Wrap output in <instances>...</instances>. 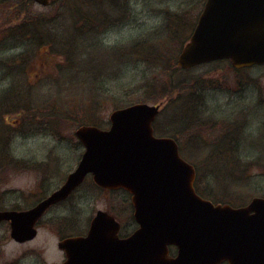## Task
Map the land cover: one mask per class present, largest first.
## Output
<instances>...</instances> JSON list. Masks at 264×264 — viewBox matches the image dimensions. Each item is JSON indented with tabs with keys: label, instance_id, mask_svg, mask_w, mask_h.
Wrapping results in <instances>:
<instances>
[{
	"label": "rangeland",
	"instance_id": "374dc122",
	"mask_svg": "<svg viewBox=\"0 0 264 264\" xmlns=\"http://www.w3.org/2000/svg\"><path fill=\"white\" fill-rule=\"evenodd\" d=\"M13 1V0H11ZM204 0H100L88 3L85 8H95L100 10L102 18L106 16H117L116 9L123 10L124 13L118 22L105 31L100 28L96 33H87L88 26L84 28V23L79 21L78 25L73 24L74 16L68 14L66 4L72 0H61L49 6L42 7L27 1L28 7L22 9V2L19 4L14 0H0V32L4 27H12L23 23L24 20L39 19L41 22L37 26H45L44 29H36L38 33L45 32L41 36L44 44L39 47H28L30 53L29 60L32 63L42 61L44 71L47 76L42 80H34L27 77L28 80L14 81L16 76L9 78L2 77L0 74V93H4L8 88L19 84L23 89L30 90L29 93H22L14 90V95L22 96L25 101H31L30 106L34 108L30 112L24 110L22 120H33L34 127L40 126L39 114L34 111L43 109L52 116L54 112H58V117L51 119L53 128H49L46 133L39 135V132H33L29 138L20 136H12L11 142L7 143L2 140L3 147L9 151L15 152L16 159L24 162L36 164L43 163L44 155H49L44 168H49L48 176L44 178L43 183L46 186V194L53 191L60 183L66 171L73 170L76 166L78 157L82 153L81 147L76 146L74 141V131L78 126L83 125V121L87 119L88 112L96 114L100 119L98 125L101 128L108 126V116L115 109L128 104L137 102L142 95L139 94V86L135 81L143 82L156 70L148 67L140 60L131 58L127 50L131 43L136 42L140 37L144 39L149 35L157 32L163 24V12H171V14L181 13L182 11L190 12L184 20L188 25L195 18L201 9ZM29 3V4H28ZM187 30V29H186ZM185 25L176 33V38L182 39L186 35ZM185 43V41H184ZM183 43V44H184ZM180 43L174 41L171 45V56L174 55L172 61L176 67V57L180 52ZM177 46H180L176 48ZM26 51V50H25ZM16 55L24 51L17 50ZM15 52L7 53V58ZM22 54V53H21ZM64 54L70 55L71 67L64 69ZM2 56V55H0ZM129 56V57H127ZM34 67V66H33ZM39 68V67H37ZM43 69V68H42ZM1 71L0 73H4ZM32 72V71H28ZM232 73L228 69L221 68L218 64H206L202 67L194 68L190 74L192 79L200 80H220L221 74L224 82L230 84L235 78L234 76H224L226 73ZM33 73V72H32ZM247 74L251 76L253 81L246 82L236 87V92L231 94L218 87L220 91L214 93L212 89L207 92L205 115L215 113V115L225 122H231L238 117L249 122L250 127H254L251 131L253 137L249 135V131L244 135V141L238 150L244 157L239 160V171L248 172L246 180L233 181L231 175L224 174L226 165H220V160H205L195 152L204 154L209 152L205 150L203 144L194 143L191 146L188 139L176 129V122L172 123L170 129H166L163 135L171 132L180 145L184 159L191 161L199 169L201 174L208 175L204 184L200 185L205 197L214 196V192L218 191L217 197L222 198L223 193L229 198V203L234 207L246 205L253 197L264 198V136L258 138L262 133L264 124V110L257 106L264 98V68H252ZM235 77V78H234ZM248 84H250L248 87ZM140 100V99H139ZM166 98L160 100L162 102L161 115L157 122L168 127L166 120L171 116V106H166ZM151 103V102H150ZM165 105V107H163ZM55 106V110H51ZM180 108V106H176ZM258 110V115L250 117L252 109ZM169 110V111H168ZM37 112V111H36ZM18 109L13 113L4 115L1 124H13L14 121L20 122ZM33 114V115H32ZM20 115V114H19ZM33 116V117H32ZM165 116L167 117L165 119ZM5 117H7L5 122ZM47 120H50L48 118ZM37 125V126H36ZM170 125V126H171ZM55 126V128H54ZM22 128V127H21ZM54 131L52 134L51 131ZM260 132V133H259ZM195 134L200 138L201 143H211L214 141L215 135H208L200 127L195 130ZM30 136V135H29ZM42 139L45 147L40 148ZM37 145H40L37 147ZM210 146V145H207ZM1 148V147H0ZM35 154L40 157L27 158L25 155ZM23 160V161H22ZM253 164V166L251 165ZM230 165V164H229ZM250 165V168H246ZM7 164V161H0V190L9 188L25 189L33 185L35 176L29 175L23 170L11 172V169L20 168ZM47 170V169H46ZM54 175V176H49ZM224 177L222 182L220 179ZM87 180L72 197L61 206L54 207L45 217L42 227L38 230L37 238L32 242L33 247L40 248L46 255V259L41 260L39 264H51V261H59L60 255L54 251V244L58 239L56 234L62 237L75 236L83 234L89 223V220L97 210H112L117 220L121 222L124 233H130L135 229V225L130 218V209L127 201L129 198L122 192H101L95 190ZM40 188V187H39ZM221 190V191H220ZM4 199V200H3ZM4 202L8 201L7 196L1 198ZM224 202V200H223ZM15 206L10 201L8 207ZM57 238V239H56ZM9 230L4 224L0 225V244L2 246V255H0V264L10 257H16L23 251V247L13 246L9 242ZM21 264H35L33 259H28ZM55 264V263H54Z\"/></svg>",
	"mask_w": 264,
	"mask_h": 264
},
{
	"label": "water",
	"instance_id": "95a60500",
	"mask_svg": "<svg viewBox=\"0 0 264 264\" xmlns=\"http://www.w3.org/2000/svg\"><path fill=\"white\" fill-rule=\"evenodd\" d=\"M222 59L236 68L264 65V0L205 1L177 66ZM157 110L136 104L114 111L108 130L80 127L75 135L85 150L63 186L28 211L0 212V221H11V236L32 237L43 212L91 174L98 187L131 194L139 227L119 238V223L97 211L85 236L59 244L64 264H264V199L242 208L201 199L193 189L195 172L176 143L152 135ZM169 246L177 249L174 257Z\"/></svg>",
	"mask_w": 264,
	"mask_h": 264
},
{
	"label": "flooded vegetation",
	"instance_id": "af4514ba",
	"mask_svg": "<svg viewBox=\"0 0 264 264\" xmlns=\"http://www.w3.org/2000/svg\"><path fill=\"white\" fill-rule=\"evenodd\" d=\"M13 1L9 0L10 3H12ZM16 2L18 4L19 2H22V9H26L28 7L26 0H16ZM92 11L93 9L90 11L82 10V15L87 17L88 24L83 25V27L76 25V26H79V28H84L88 26L89 30L87 31V33H90V34L96 33L100 28H103L105 31H107L109 28H111L115 24V22H118V20L121 18V15H123L124 13L123 10L116 9L115 12L118 14L117 16L109 17L105 15L102 18V15L100 14V10L94 9L95 14L91 15ZM38 23L44 24L46 23V20L41 22L39 19H31V21H29L26 18V20H24L23 23H20L19 25L12 26V27L7 26L2 29L3 31L0 32V55H2L0 56V68H1V71H5L4 73H0L2 77L8 76L9 78H11L13 76H16L14 81H20V80L27 81L29 77H32L31 79L39 81V80H42V77L47 76V73L44 71L45 70L44 64L46 63L42 61H39L36 63L30 62L31 60V58L29 60L30 53L27 49L28 47H31V44L33 48L35 47V49L41 47L44 44V41H42L41 36L45 34V32L38 33L36 29H39V28L44 29L45 26L39 27L37 26ZM148 37H150V35ZM154 39H155L154 36H152L151 42L154 41ZM143 40L144 38L140 37L134 43H137L138 41L141 42ZM134 43H131L129 46H127L129 50L133 47L132 45H134ZM19 49H22L24 51V54L23 52H21L22 54L20 53L19 55L18 54L16 55V53H18L16 51ZM129 50H127V53L129 52ZM10 51L15 52L14 55L11 56V59L4 56ZM129 56L131 57L132 55H129ZM69 61H70V57L65 59V62H66L64 65L65 70L66 69L68 70L71 67V63H69ZM207 64H218L220 65L221 68L228 69V71L232 72V73L227 72L224 76H227V77L234 76L233 74H235V76L238 78L234 77L235 79L230 84L224 82V79L222 78L223 76L222 74L220 75L221 76L220 80H216V81L212 79L200 80L201 82L196 91V93L199 95L200 98L197 99L198 104L194 102L196 103V105H194L195 111L194 113L191 114V118L193 119V124L188 126L184 130L182 135L189 140L188 142L190 144H193L191 146H196V144L194 143H199V144H203V146L205 147V150L209 149V152L206 154H204V152L193 153V154L199 155L201 157L200 159L203 158L205 160H212V159L220 160V162H222L223 164L225 162L228 166H232L224 170V174L229 175V174H233V172L235 171L236 166H237V161L242 160V158H244L239 152L238 147L239 145L241 146L242 142L245 140L243 137L244 135H246L248 131H249L250 136L252 137L254 136L251 132L254 127L253 126L250 127V121L248 122L245 119V117H243L242 119L238 117L237 119L231 122H225L222 119L218 118L215 115V113L205 115V111H208L206 110L207 92L210 91L209 89H212L214 93H216L220 91L218 89L219 87L221 89L224 88L223 90L231 94L233 91L236 92V87L246 82L245 77H249L247 78V81L253 84L254 80H252L250 78L251 76H249V74L247 73L252 68L262 67V66L235 68L232 65V63L228 60H220L217 62H212V63H207ZM202 66H198V67H202ZM29 70L32 71L33 73L28 72ZM14 85L15 86L11 85V87L8 88L5 94L0 93V147H1L0 148V161H7V164L13 167L21 166L20 168H17V169L16 168L11 169V172L15 173V172L23 170L29 175L35 176L36 179L33 181V185L25 189L9 188L7 190L5 189L0 190V212L2 211L20 212V211H26V210L31 209L32 207L40 203L43 199L47 198L50 193L59 189L66 181L68 175L73 171V170L66 171L67 173L63 174V178L58 181V183L60 181L61 183L53 191L46 194L45 192L47 190H46L45 183H43V181H44V178L48 176L47 171L49 168H44V166L46 164V160L49 158V155H46V154L44 155L43 163L34 164L31 162H27V161L21 162L19 161V159H16L17 155L15 154V152L9 151L8 148H2L3 147V144L1 142L2 140L6 141L7 143H10L11 137L17 136V135L20 137H24V138H27V137L30 138L33 132L35 133L39 132V135L44 136V134L42 133H46V131L49 128H53V124L55 125L58 124V123H53L51 121V119H55L59 116L58 112L57 113L54 112V115L51 116L46 111V107H44L42 110L36 109L34 111L35 117L37 113L39 114L38 111L41 112V114H39V117H41L40 126L36 125L37 128L34 127L33 125L34 119L31 120L30 122V119L26 121L27 119L26 117L25 120L23 121L22 117L24 116V110L30 112L34 108L30 106L31 101L26 102L24 97L14 95L13 91L16 90V91H20L22 93L28 94L30 90L23 89L22 87L19 86V84H14ZM249 85L250 84H248V87H250ZM257 106L264 110V98H261V103H258ZM55 108L56 107L53 106L50 109L55 110ZM15 109H18V112H22V113H19L20 115L18 114L20 118V122L14 121L13 124L7 122V123H4V126H3L1 124V119L4 117V115L13 113ZM258 113H259L258 110L256 108H253L250 117L253 118L254 116L258 115ZM48 118H50V120H47ZM6 119L7 117H5V122H6ZM199 127L204 132H207L208 135H211V136L215 135V137L213 138L214 141L208 144L201 143L200 138L195 134V130ZM106 128H108V126ZM160 131L162 133L159 134L154 129L153 133L157 137H163V135L161 134H163V132H165L166 129L162 128L160 129ZM262 131H263L262 133L259 132L260 134L257 136L258 138L264 136V124H263ZM51 132L52 134L54 133L53 130ZM73 135H74L73 139L75 141L76 146L81 147V143L75 137V134ZM40 141L42 142L43 140L40 139ZM207 145H210V146H207ZM39 146L40 145H37V147ZM42 147H45V144L43 142L41 143L40 148ZM25 156L27 158H35V157H40L41 154L38 156H36L35 154H28ZM80 157H81V154H80ZM80 157H78L77 163L79 162ZM49 176H54V175H49ZM220 179L221 180L223 179V181L225 180L224 177H221ZM76 191H78V188L75 191H73L65 200L51 205L43 213V215L35 221V223L32 226V228L34 229V234L30 238L25 237L24 239V237H21L23 239H19V240L14 239L10 234V221H6V220L0 221V225L5 224L8 227L9 239H10L9 242H11L13 246L21 247V248L23 247V251L20 254H17L16 257L13 256L12 258L10 257L6 258L2 262V264H21L22 262H25L27 259L29 261L33 259L35 264H39L41 260L46 259V255L43 253V251L40 248L33 247L32 242L37 238L39 234L38 230L42 227L46 215L54 207L61 206L62 204L66 203ZM4 195L7 196L8 198V201L6 202L3 201L4 199L1 200V198H3ZM10 201L13 202L15 206L8 207V205L10 204ZM129 205H130L129 207L130 218L133 220V216L131 214V211L133 212V209L131 207L132 205L131 204ZM120 225L122 228V224ZM56 236L58 239L56 238L57 240L54 244V251L57 254L59 252L60 259L59 261H56V260L51 261L52 262L51 264H54V263L63 264V261L65 260V258H64L63 252L58 248V243H60L66 237H62V236L58 237V234H56ZM0 255H2L1 244H0ZM222 264H227V263H222Z\"/></svg>",
	"mask_w": 264,
	"mask_h": 264
},
{
	"label": "trees",
	"instance_id": "16d2710c",
	"mask_svg": "<svg viewBox=\"0 0 264 264\" xmlns=\"http://www.w3.org/2000/svg\"><path fill=\"white\" fill-rule=\"evenodd\" d=\"M60 1L61 0H57V2ZM93 1L99 2L100 0H72V2L66 4V6L72 13L77 14L78 23L79 21H82L84 25H87V17L82 15V10L90 11L93 9L91 15L95 14V8H85L88 3H92ZM112 1L114 2L116 0ZM188 1L189 0H187V2ZM189 13L190 12L188 11H182L181 13L175 14H171V12H163L164 24H162V27L157 32H154V34H151V38L147 37L141 42L138 41L137 43H134V45H132L133 47L128 52V55H132L131 58L135 61L140 60L148 67L156 69L150 75V78L141 86L140 90H144V94L139 99L143 102L155 103L163 98H167L166 106H171V110L173 111L171 116L168 117L169 119L167 123L169 122L172 124L176 122L178 126L175 127L180 133H183L188 126L193 124L191 114L194 113V105H196L197 99L200 98L196 93L201 82L200 79L191 80V77L188 75L191 73L190 71L181 72L175 68L172 63L174 55L171 56L170 50L174 41L182 45L184 41L187 40V36L195 22V19H193L189 25L187 23L185 24L184 20ZM184 25L185 30L187 29L186 35L178 40L176 38V33L179 29H182ZM152 36H154L155 39L151 42ZM178 47L180 46H177L176 48ZM64 58H68V55L64 54ZM176 106H180V108H177ZM91 112L92 111L88 112L89 117L83 121V124L97 125L101 123L98 116L96 114H91ZM237 164L239 165V161H237ZM246 168H250V165ZM246 173L244 174L241 172V175L237 177L238 180H243L248 174ZM200 178L201 176L199 175L197 185Z\"/></svg>",
	"mask_w": 264,
	"mask_h": 264
}]
</instances>
